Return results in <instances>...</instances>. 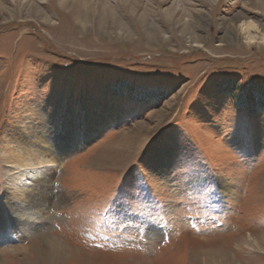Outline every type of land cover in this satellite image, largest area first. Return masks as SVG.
<instances>
[{
    "label": "rangeland",
    "instance_id": "1",
    "mask_svg": "<svg viewBox=\"0 0 264 264\" xmlns=\"http://www.w3.org/2000/svg\"><path fill=\"white\" fill-rule=\"evenodd\" d=\"M35 1L0 15V264H264V0ZM33 135L55 158L19 168Z\"/></svg>",
    "mask_w": 264,
    "mask_h": 264
},
{
    "label": "bare ground",
    "instance_id": "2",
    "mask_svg": "<svg viewBox=\"0 0 264 264\" xmlns=\"http://www.w3.org/2000/svg\"><path fill=\"white\" fill-rule=\"evenodd\" d=\"M80 1H82V0H80ZM5 2H6V0H0V15L6 13V11H5L6 10V6L4 4ZM35 2H36L35 0H31V2H30L31 8L30 9L35 10L34 8H36V12L43 13L42 10L36 4H35V6H33L34 5L33 3H35ZM82 4H83L82 6H84V7H81L82 8L81 11L82 10L85 11V13H82V16L80 14L81 13L80 9H78V7H77V5H79V3H77V2H76L75 5L71 6V11L70 12L77 14V17H80V16L83 17L84 16L83 18H85V22L82 23L83 25H87V23H89L92 20L93 17H94V19H97L99 21V24L103 23V22L105 23V21L109 20V19L114 21V20H116L115 18H117L116 14H118V13H117V11L115 12V7L110 3L109 0H83ZM64 5L65 4L63 2L61 4V6H64ZM77 19H79V18H77ZM100 29H101V27H100ZM245 29H246V27H245ZM191 38H193V37H191ZM32 130H33L32 134H35L36 133L35 129L33 128ZM14 137H15V135H9L10 139H14ZM32 142H34V146H26L24 144L25 147L24 148L22 147V149H21L23 155L22 154H16V155L13 154V155H11V157H10V158H12L11 162L16 163L19 168H25V169L26 168H31V169H33V168L37 167V166H35L36 164L41 166L45 161L50 162L52 159L55 158L54 157V152L49 148L48 143L46 144L47 146L46 145H42L40 143L39 136L33 135L32 136ZM122 158H123V154L122 155H120V154L109 155V153L107 152V153H104V154H98L95 161H96V163H99L98 165H100L101 169L105 168V167L117 168V167H119V163L121 162ZM34 159L37 160L36 163L33 162ZM44 172L42 173L44 175L41 178H38L39 176H37L35 178V180H33V182L41 183L43 186L45 184H46L45 186L50 185V183L52 182V172H46V171H44ZM43 186L40 189H37V187L29 188L27 190V195H26V190H20L19 189V195H17V196L21 197L22 196L21 193H22V191H24L25 193H23V194L25 196H28V199L26 200V203L29 205V207L37 209L39 211H41L40 210V208H41L44 211L49 206L54 205L53 204L54 202L52 201L53 200V196L51 195L50 190L48 188H44ZM51 186H52V183H51ZM14 189L16 190L17 188L14 187ZM14 193H15V191H13V192L9 191L8 192V194H10V195H13ZM12 197L13 198H11V199H14L15 202H16L17 201V197H14V196H12ZM45 213H48V212H45ZM21 214H23L25 216V218H26V215H28V213L26 212V207H25V209H23L21 211ZM6 220H7L6 212H4V211L1 212L0 211V226L1 227L4 226ZM3 230H4V227H3ZM38 235H39L38 236L39 249H40L41 253L45 257H47V259H50V257H57L59 254H61V255L65 254V251H67L66 245L62 244V242H60L58 239H56L54 237H51L50 235H46L44 233H40ZM3 239H5V238H3ZM260 239L264 240L263 237H260ZM25 250H27L25 247H16V248H13L11 250L10 249L4 250L2 254L5 257L9 258L8 255H11V254H13L15 252H23ZM210 260H211V258H210ZM201 264H203V263H201Z\"/></svg>",
    "mask_w": 264,
    "mask_h": 264
},
{
    "label": "snow or ice",
    "instance_id": "3",
    "mask_svg": "<svg viewBox=\"0 0 264 264\" xmlns=\"http://www.w3.org/2000/svg\"><path fill=\"white\" fill-rule=\"evenodd\" d=\"M3 143V140H2V138H0V144H2ZM0 191H3V188H0Z\"/></svg>",
    "mask_w": 264,
    "mask_h": 264
}]
</instances>
